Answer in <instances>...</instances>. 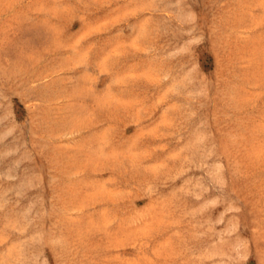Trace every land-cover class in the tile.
I'll return each instance as SVG.
<instances>
[{
	"label": "rangeland",
	"instance_id": "1",
	"mask_svg": "<svg viewBox=\"0 0 264 264\" xmlns=\"http://www.w3.org/2000/svg\"><path fill=\"white\" fill-rule=\"evenodd\" d=\"M0 264H264V0H0Z\"/></svg>",
	"mask_w": 264,
	"mask_h": 264
}]
</instances>
